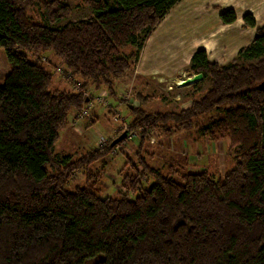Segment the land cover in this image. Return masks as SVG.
I'll return each instance as SVG.
<instances>
[{
    "label": "trees",
    "instance_id": "obj_1",
    "mask_svg": "<svg viewBox=\"0 0 264 264\" xmlns=\"http://www.w3.org/2000/svg\"><path fill=\"white\" fill-rule=\"evenodd\" d=\"M83 1L92 17L65 21L66 0H0V48L10 64L0 82V264H264V24L251 11L242 16L255 29L238 51L250 63L220 65L204 47L194 52V73L214 79L191 106L132 107L139 147L122 188L102 197L104 173L93 166L125 139L75 159L56 152L60 132L127 74L180 0ZM220 18L229 24L238 14L227 8ZM59 73L64 89L53 87ZM214 110L221 115L198 126L211 140L230 138L235 163L223 177L147 162L155 129L179 132ZM78 170L84 183L70 188Z\"/></svg>",
    "mask_w": 264,
    "mask_h": 264
},
{
    "label": "rangeland",
    "instance_id": "obj_2",
    "mask_svg": "<svg viewBox=\"0 0 264 264\" xmlns=\"http://www.w3.org/2000/svg\"><path fill=\"white\" fill-rule=\"evenodd\" d=\"M66 1L72 7V13L65 21L92 17L83 0ZM237 2L252 4V0H180L146 35L138 55L135 54L136 46L128 47L126 54L134 51L136 58L127 74L117 79L114 87H101L102 96L85 104L81 110L76 109V117L70 114L68 126L60 132L56 152L71 154L77 159L88 151L108 146L109 141L126 131L125 125L130 128L134 106H144L149 112H178L191 106L195 99L211 89L213 76L208 75L198 84L189 86L177 84L176 80L193 75L191 57L200 47L207 50L211 61L220 65L233 61L250 63L240 56L238 49L241 44L246 46L252 42L255 29L242 19L226 25L220 18L227 5L244 7ZM254 7L264 12V8L256 5V0ZM260 22L258 26L264 24L262 20ZM9 70L10 64L0 48V82ZM65 78L61 73L56 74L53 87L64 89ZM220 115L218 110L205 113L198 118L196 125L175 133L165 134L155 129L145 142L147 162L163 171L172 169L179 173L205 169L217 178L223 177L235 163L230 138L211 140L201 134L198 126L206 125ZM131 131L130 134L128 130L121 145L112 147L107 156L93 166L95 171L104 173L96 187L102 197L122 188L120 180L131 170L128 161L137 152L141 140L139 129ZM74 174L69 182L70 188L84 183L82 170Z\"/></svg>",
    "mask_w": 264,
    "mask_h": 264
},
{
    "label": "crops",
    "instance_id": "obj_3",
    "mask_svg": "<svg viewBox=\"0 0 264 264\" xmlns=\"http://www.w3.org/2000/svg\"><path fill=\"white\" fill-rule=\"evenodd\" d=\"M249 1V0H248ZM237 3H239V4H241V5H243L242 3H240V2H237ZM254 5H255V0H252V4L250 5L249 3H245L243 6V8L239 5V6H233V5H227L226 7H225V9H227V8H234L235 10H236V12H237V14H238V18H237V20L235 21V22H233V23H229L230 25L231 24H234V23H236L237 21H242L243 20V18H242V16L247 12V11H251V12H253V14L255 15V17H256V21H257V24L258 23H261L260 21L262 20V23H264V12L262 13L261 12V10H259L258 11V8H256V7H254ZM256 5H258L260 8H264V0H256ZM221 6V5H220ZM242 10H243V12H242ZM242 19V20H241ZM229 24H226V25H229ZM253 29V28H252ZM241 40H243V35H242V39H240V44L242 43L241 42ZM244 45L243 44H241V46L239 47V48H241V47H243ZM239 50V49H238ZM187 78V77H186ZM186 78H184V79H186ZM183 78H178L177 79V83H181L183 80H184Z\"/></svg>",
    "mask_w": 264,
    "mask_h": 264
},
{
    "label": "water",
    "instance_id": "obj_4",
    "mask_svg": "<svg viewBox=\"0 0 264 264\" xmlns=\"http://www.w3.org/2000/svg\"><path fill=\"white\" fill-rule=\"evenodd\" d=\"M203 78H204V74L202 72H197V73H194L192 76H189L186 79H184L180 84L183 86H189V85H192L198 81H201ZM258 87L260 89H264V80L259 83ZM127 135H128V130L124 131L119 137H117L113 141V144L124 139Z\"/></svg>",
    "mask_w": 264,
    "mask_h": 264
},
{
    "label": "built area",
    "instance_id": "obj_5",
    "mask_svg": "<svg viewBox=\"0 0 264 264\" xmlns=\"http://www.w3.org/2000/svg\"><path fill=\"white\" fill-rule=\"evenodd\" d=\"M101 96H98V99L100 98ZM124 129H126V130H129L130 131V134H131V129H129V126L128 125H125V127H124ZM130 134H129V136H130ZM121 145V143H117L114 147H116L117 145Z\"/></svg>",
    "mask_w": 264,
    "mask_h": 264
},
{
    "label": "bare ground",
    "instance_id": "obj_6",
    "mask_svg": "<svg viewBox=\"0 0 264 264\" xmlns=\"http://www.w3.org/2000/svg\"><path fill=\"white\" fill-rule=\"evenodd\" d=\"M177 81V80H176ZM177 84H179V83H177Z\"/></svg>",
    "mask_w": 264,
    "mask_h": 264
}]
</instances>
